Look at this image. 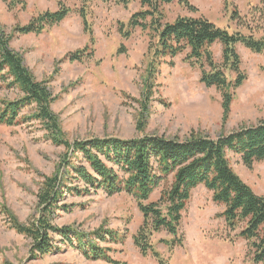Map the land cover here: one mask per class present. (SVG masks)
I'll use <instances>...</instances> for the list:
<instances>
[{
	"label": "rangeland",
	"instance_id": "374dc122",
	"mask_svg": "<svg viewBox=\"0 0 264 264\" xmlns=\"http://www.w3.org/2000/svg\"><path fill=\"white\" fill-rule=\"evenodd\" d=\"M20 1L25 7L17 4L11 11L0 1V29L7 35L14 26L26 25L32 17L45 11H55L58 4L71 9L58 26L38 36L16 35L9 45L22 56L35 79L46 82L51 95L57 97L51 109L65 139L72 143L103 137L138 138L141 133L136 131V124L145 91L149 39L148 34L139 29L127 41L117 33V23H125L141 9L138 2L127 9L111 3H92L91 43L76 13L78 0ZM186 1L195 12L175 0L163 6L165 21L203 17L220 27L230 25L234 30L235 26L228 21L233 9L250 22L253 8L259 6L258 0ZM119 46L124 47V54H116ZM84 48L87 52L82 61L68 59L67 55ZM220 51V46L215 45L213 52L218 63L221 62ZM88 53L93 55L87 58ZM237 53L246 80L236 90L224 124L219 93L200 83L198 69L185 63L182 55L172 60L173 66L164 64L159 69L153 96L143 116V133L184 138L194 131L217 138L264 120V52L254 54L238 46ZM6 97L13 96L8 93ZM24 112L22 115H26ZM40 127L36 122L15 127L0 125V264H109L86 259L81 251L59 244L57 236L53 237V244L59 250L33 259L31 241L16 234L4 220L2 210L23 224L38 218L36 197L40 185L44 177L53 176L62 167L65 150L51 144ZM228 158L238 177L258 196L264 197V163L248 170L237 156L230 154ZM163 189L164 183H160L150 202H157ZM58 205H65L67 212L56 209L54 225L70 227L83 234L85 238L81 243L86 244L95 232H115L120 242L98 243L100 248L109 251L107 256L112 261L158 264L151 255L142 256L134 246L133 236L141 226L142 215L131 196L125 193L107 196L101 191L81 197L64 194ZM222 212L223 207L211 201V193L198 186L191 192L175 231L180 246L170 251L173 237L162 231L152 237L155 251L165 264H251L246 243L236 233L225 229L219 217Z\"/></svg>",
	"mask_w": 264,
	"mask_h": 264
},
{
	"label": "trees",
	"instance_id": "16d2710c",
	"mask_svg": "<svg viewBox=\"0 0 264 264\" xmlns=\"http://www.w3.org/2000/svg\"><path fill=\"white\" fill-rule=\"evenodd\" d=\"M0 1L9 11L17 4L25 7L20 0ZM136 1L141 9L125 23H117L121 39L129 40L137 29L146 32L149 39L145 91L136 124V131L141 135L134 139L103 137L69 143L51 109L57 97L51 95L46 82L35 79L24 65L22 56L9 47L16 35L38 36L58 26L71 13L70 8L58 4L55 11H45L32 17L26 25L14 26L9 35L0 29V125L15 127L36 122L51 144L65 150L61 160L63 170L57 169L53 176L44 177L40 185L36 197L38 218L23 224L2 210L4 220L16 234L31 241L30 256L33 259L59 250L53 244V237L57 236L59 244L81 251L88 260L118 264L107 256V249L98 245L120 242L117 233L95 232L84 244L80 242L85 238L83 234L70 227H57L53 220L56 209L67 212L65 205H58L64 194L81 197L99 191L107 196L125 193L134 199L142 215L141 226L133 236L134 246L142 256L151 255L158 264H165L153 247L152 237L165 231L173 237L170 251L176 245L180 246L175 231L191 192L202 186L211 193V201L223 207L219 217L223 219L225 229L236 233L246 243L249 262L264 264V197L258 196L238 177L228 158L230 154L237 156L248 170L264 163V120L217 138L194 131L184 138L143 133V116L153 96L159 69L164 64L173 66L172 60L182 55L185 63L198 69L200 83L219 93L221 120L223 124L227 121L235 92L246 80L237 47L254 54L264 52V0H258L259 6H253L250 22L233 9L228 21L235 26L234 30L230 25L220 27L203 17H177L171 23L165 21L163 6L175 0H78L76 13L90 42H93L92 3H111L127 9ZM178 4L195 12L186 0H178ZM215 45L220 46V63L214 58ZM86 52L87 48H84L67 57L71 62L82 61ZM124 53V47L119 46L116 54ZM92 55L88 53L86 57ZM8 93L13 97L7 98ZM23 112L26 115H22ZM160 183H164V189L159 199L150 202Z\"/></svg>",
	"mask_w": 264,
	"mask_h": 264
}]
</instances>
